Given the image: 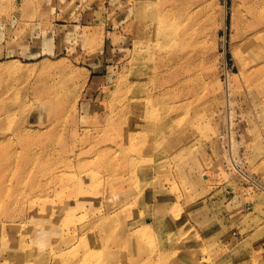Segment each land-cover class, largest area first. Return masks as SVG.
<instances>
[{
  "label": "rangeland",
  "instance_id": "374dc122",
  "mask_svg": "<svg viewBox=\"0 0 264 264\" xmlns=\"http://www.w3.org/2000/svg\"><path fill=\"white\" fill-rule=\"evenodd\" d=\"M158 28L149 125L118 140L136 38ZM2 112L0 264H94L129 224L149 230L120 264H264V0H0Z\"/></svg>",
  "mask_w": 264,
  "mask_h": 264
},
{
  "label": "bare ground",
  "instance_id": "6f19581e",
  "mask_svg": "<svg viewBox=\"0 0 264 264\" xmlns=\"http://www.w3.org/2000/svg\"><path fill=\"white\" fill-rule=\"evenodd\" d=\"M138 7V5H137ZM136 19L138 20V13L136 14ZM225 18V17H224ZM136 30L139 31L140 26L137 25V21L135 24ZM143 29V28H142ZM140 32H144V30H140ZM163 36V31L160 30L159 28L153 32L150 33L149 35H146L144 38V41L142 42V46L140 47L139 45V40L138 38H136V47H135V57L133 59V66H132V70L129 76V90L130 92H132V94H134V96H129V100H128V104H127V110L126 112L129 113V120L127 121L129 123V127L131 128L130 130H128L126 132V130L124 131V128L126 127V121L122 118L120 119L119 122V126L123 128L121 134L117 137L118 140H130V139H135V138H139L142 134V130H145L148 125H149V116L148 113H150L149 111V107H148V103L146 100H149L151 97L154 96V92H151L150 89L148 88V84L150 82H152L151 79V72H152V68L154 66L155 63L152 64L153 60L155 62V58L154 56L150 55L149 53V45H147L150 41V38L153 37H158L159 39H161ZM146 42V43H145ZM139 46V48L137 47ZM175 54V53H174ZM152 64V65H151ZM160 66V65H159ZM155 68H158V64L156 63ZM154 68V69H155ZM60 68H50L47 69V73L48 74H52L53 72H57V71H61L59 70ZM57 72V73H59ZM67 79V78H66ZM69 80V85L73 84V81L70 79ZM47 80H45L44 78H36V86L38 89V93H49L52 92V88L51 86H48ZM157 85H154V91L159 92V90L163 89L164 87L163 84L161 83V80H159L158 82H156ZM73 89H71L70 91L72 92ZM182 92V91H181ZM160 97H157L156 100H159ZM49 109L50 111H52V107H55V103L54 101L50 102L49 105ZM170 112L176 111L178 108V105H172L171 107L168 108ZM178 111V110H177ZM5 112H2L0 114H3ZM125 113V112H123ZM28 133H25L23 131H20L17 134L16 137V142H10V144L8 146H21L22 150L19 154L20 157H27L29 156L30 159H33L32 157H35L37 154V152L35 153V151H32V149H34L37 144L35 143V141H30L28 140V138H30V135H27ZM100 136V140H101ZM103 138V137H102ZM90 144H92L93 148L99 145V140H89ZM24 145V147L22 146ZM80 143H77L76 145H74L71 148V146H69V144L65 143L63 145V149L62 150H52L50 152H48V155H52V158L55 157H66L69 158L72 155L75 154V148H77V146H79ZM82 145V144H81ZM27 149V150H26ZM191 149V148H190ZM26 150V151H25ZM77 150V149H76ZM98 150V149H97ZM5 151H7V153L10 155L12 153V151L10 150H6V146L3 145V143H0V160L2 159L3 156H7L5 155ZM83 152V151H82ZM82 152H80L79 154H81ZM16 156V155H15ZM10 157H12L10 155ZM9 157V158H10ZM4 160V159H3ZM2 160V162H3ZM27 161H29L27 159ZM236 165V164H235ZM14 167V166H13ZM13 167H9V168H0V173L3 172L4 170H12ZM23 170L24 172H26L28 169V164L25 165L24 167H18L17 171ZM112 211L110 212V214L112 215ZM112 218H114V216H111ZM132 224H129L128 226H126V230H124L121 234V240H120V247L116 250H109L110 254H106L105 258L104 257H100L99 260L97 262H94V264H120L121 260L119 259L121 257L120 253H123L124 251H127L128 249L134 252H139L140 248L143 246V243H141L140 241V237L142 235L145 234L146 231L149 230V226H147V224H142V225H138V227L136 226H131ZM111 225L108 228H104L103 229V235L104 233H108L111 230ZM86 228H83L81 230V232L83 233L84 230ZM60 254L63 253L64 251H66V248H61ZM26 253H28V251H25L23 249L20 250V255L25 256L26 257ZM117 253L119 254L118 257H116ZM115 258V259H113ZM141 257L139 256L137 259L133 260V263H137L139 261ZM87 260H92V262H89L90 264H93V258H92V254L91 253H87L84 256L83 259V264H88Z\"/></svg>",
  "mask_w": 264,
  "mask_h": 264
}]
</instances>
